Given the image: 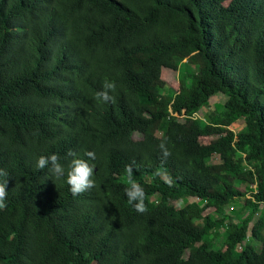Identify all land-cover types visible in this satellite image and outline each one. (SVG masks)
<instances>
[{
  "label": "trees",
  "instance_id": "trees-1",
  "mask_svg": "<svg viewBox=\"0 0 264 264\" xmlns=\"http://www.w3.org/2000/svg\"><path fill=\"white\" fill-rule=\"evenodd\" d=\"M105 80L115 102L95 99ZM70 151L95 165L77 196L36 167L58 154L67 173ZM0 168V264H264V0H0Z\"/></svg>",
  "mask_w": 264,
  "mask_h": 264
},
{
  "label": "clouds",
  "instance_id": "clouds-1",
  "mask_svg": "<svg viewBox=\"0 0 264 264\" xmlns=\"http://www.w3.org/2000/svg\"><path fill=\"white\" fill-rule=\"evenodd\" d=\"M115 90V82H109L105 80L103 84V90L96 92L95 99L98 102L104 103L115 102V97L110 95V93L115 92ZM160 149L163 153V157L167 159V157L170 155V152L168 151L166 145L163 143L160 144ZM67 155L72 157L67 173L65 172L64 165L60 162V157L58 154L40 156L36 161V167L41 170L49 168L50 172L56 179L65 178L66 176V182L70 186V190L74 196L80 195L94 188L96 186V182L93 179L95 165L90 164L88 160L78 158L74 151H70ZM85 155L92 160L95 159L94 152L89 151L85 153ZM134 163L135 161H133V164ZM125 174L124 182L127 185L125 194L127 196L128 203L133 205L137 212L141 214L146 213L148 211L147 205L145 203L147 196L143 187L137 183L136 179L134 178V169L132 164L126 166ZM7 176V171L3 168H0V210L7 207L6 198L8 195V179H5Z\"/></svg>",
  "mask_w": 264,
  "mask_h": 264
},
{
  "label": "rangeland",
  "instance_id": "rangeland-1",
  "mask_svg": "<svg viewBox=\"0 0 264 264\" xmlns=\"http://www.w3.org/2000/svg\"><path fill=\"white\" fill-rule=\"evenodd\" d=\"M227 3V2H226ZM162 78L163 80L166 82V86L164 89V93L168 94V93H172L175 92L176 90L179 89V77H178V72H175L173 70H169V69H164L162 72ZM227 98L224 95H217L214 96L210 99V103L208 106H206L205 108H203L198 114H197V118H201V119H207V115L209 112H213L216 111L217 108H220L224 105V103L226 102ZM244 127V121L240 120L238 122H236L231 129H233V131L235 132H239L242 128ZM186 131L187 132H191L193 130V126L192 125H187L186 126ZM161 133H158V136H160ZM211 138L210 137H202L199 141V145L200 147H204L206 146L209 142H210ZM214 162L215 163H220V159L218 158V154L215 153L214 155ZM228 182L233 183L234 185H236L239 188H243L238 182L233 181L231 179L228 180ZM192 202H199L198 199L195 198H187V199H183L179 202L175 203V206L177 208H181L184 207L185 205H187L188 203H192ZM201 204V203H200ZM244 206V200L239 201L238 203H236L235 205H230L229 207L226 208V213L229 216H233L235 217V214L238 211H241L242 208ZM262 208L256 210L254 208L249 209L246 211L245 217L247 219H249L251 221L250 227H249V231H248V239L246 243H250L251 245H254V247L259 251L261 249V245L259 243L254 242L251 239V229L253 224L257 221V219L259 218L260 214H261ZM205 215H210V216H215V212L214 209H208L205 212Z\"/></svg>",
  "mask_w": 264,
  "mask_h": 264
}]
</instances>
